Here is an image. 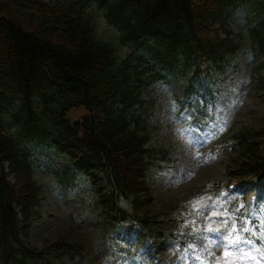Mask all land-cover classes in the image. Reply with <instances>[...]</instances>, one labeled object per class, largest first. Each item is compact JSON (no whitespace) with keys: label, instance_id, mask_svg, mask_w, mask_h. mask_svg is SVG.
I'll use <instances>...</instances> for the list:
<instances>
[{"label":"trees","instance_id":"1","mask_svg":"<svg viewBox=\"0 0 264 264\" xmlns=\"http://www.w3.org/2000/svg\"><path fill=\"white\" fill-rule=\"evenodd\" d=\"M99 2L127 49L123 57L98 35L87 0H0V257L7 264H18L15 251L20 259L29 253L15 207L28 221L43 199L31 182L33 158L65 153L71 185L101 172L121 195H145L150 168L168 156L149 145L153 87L189 77L182 86L191 98L203 86L200 68L225 73L243 46L230 22V11L242 7L249 19L261 16L243 36L264 57V0ZM74 110L84 115L69 122ZM244 146L252 171L264 172L258 148ZM104 203L110 209L113 196Z\"/></svg>","mask_w":264,"mask_h":264},{"label":"rangeland","instance_id":"2","mask_svg":"<svg viewBox=\"0 0 264 264\" xmlns=\"http://www.w3.org/2000/svg\"><path fill=\"white\" fill-rule=\"evenodd\" d=\"M87 1L100 38L117 43L119 54L126 55L117 29L99 8L100 0ZM230 13L243 46L225 74L211 73L207 92L212 97L206 107L195 101L193 107L183 108L177 84L158 83L151 90L156 107L150 144L169 151L170 160L149 171L145 195L119 196L118 207L128 220L122 223L118 213L103 212L99 197L108 192L105 177H87L66 188L56 174L66 167L65 153L33 158L31 182L41 187L43 201L21 239L39 256L25 257L21 264H60L56 249L61 243L73 249L68 259L76 257L77 264H264L246 240L239 242L253 208L264 214V177L236 179L244 174L240 165L248 162L241 150L245 138L258 145V155L264 157V139L259 138L260 133L264 136V82L255 70L263 58L254 54L252 43L243 36L261 16L247 18L245 7ZM261 74L264 77V71ZM199 111L204 117L197 119ZM83 115L84 111L74 110L67 116L75 121ZM9 179L15 181L16 175ZM147 219L150 227L145 230L140 222ZM261 223L264 231V218ZM128 229L120 241L118 235Z\"/></svg>","mask_w":264,"mask_h":264},{"label":"snow or ice","instance_id":"3","mask_svg":"<svg viewBox=\"0 0 264 264\" xmlns=\"http://www.w3.org/2000/svg\"><path fill=\"white\" fill-rule=\"evenodd\" d=\"M237 194H240V193H237ZM241 206H243V205H241ZM209 231H212V229H209ZM225 239H228L227 237H225ZM248 243H252V241L251 240H249V241H247ZM230 243H231V241H230ZM225 255H229V253H228V251L226 250L225 251Z\"/></svg>","mask_w":264,"mask_h":264}]
</instances>
